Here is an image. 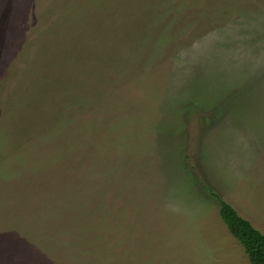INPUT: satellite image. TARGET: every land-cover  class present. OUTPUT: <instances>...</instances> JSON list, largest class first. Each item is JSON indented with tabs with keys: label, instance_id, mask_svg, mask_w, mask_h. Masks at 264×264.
I'll list each match as a JSON object with an SVG mask.
<instances>
[{
	"label": "rangeland",
	"instance_id": "rangeland-1",
	"mask_svg": "<svg viewBox=\"0 0 264 264\" xmlns=\"http://www.w3.org/2000/svg\"><path fill=\"white\" fill-rule=\"evenodd\" d=\"M264 234V0H0V264H250Z\"/></svg>",
	"mask_w": 264,
	"mask_h": 264
},
{
	"label": "trees",
	"instance_id": "trees-1",
	"mask_svg": "<svg viewBox=\"0 0 264 264\" xmlns=\"http://www.w3.org/2000/svg\"><path fill=\"white\" fill-rule=\"evenodd\" d=\"M220 204V216L230 234L241 244L250 264H264V234L238 214L233 206L215 193Z\"/></svg>",
	"mask_w": 264,
	"mask_h": 264
}]
</instances>
